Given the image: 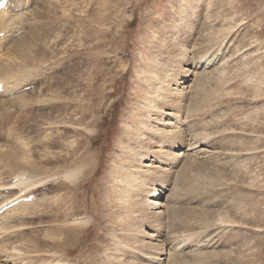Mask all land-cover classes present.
<instances>
[{
    "label": "rangeland",
    "instance_id": "rangeland-1",
    "mask_svg": "<svg viewBox=\"0 0 264 264\" xmlns=\"http://www.w3.org/2000/svg\"><path fill=\"white\" fill-rule=\"evenodd\" d=\"M10 1L0 264H264V0Z\"/></svg>",
    "mask_w": 264,
    "mask_h": 264
},
{
    "label": "bare ground",
    "instance_id": "bare-ground-1",
    "mask_svg": "<svg viewBox=\"0 0 264 264\" xmlns=\"http://www.w3.org/2000/svg\"><path fill=\"white\" fill-rule=\"evenodd\" d=\"M19 10H20V9H19ZM1 15H2V14H1ZM1 15H0V16H1ZM5 15H6V14H5ZM3 16H4V14H3ZM3 16H1V17H3ZM22 18H23V17H22ZM1 20H2V19H1ZM1 25H2V24H1ZM226 25H227V24H226ZM228 26H229V25H228ZM222 30H223L224 32L229 31V27L226 26V27H224V29H222ZM4 31H5V30H4ZM204 44H205V43H204ZM210 44H211V43H210ZM209 46H211V45H209ZM204 47H205V46H204ZM206 49H207V48H206ZM206 49L204 48V50H206ZM201 58H202V57H201ZM14 68H15V67H13V69H14ZM254 69H255V68H254ZM257 69H258V68H256V70H257ZM0 70H1V69H0ZM5 70H6V69H5ZM226 72H227V71H226ZM230 72H231V71H230ZM1 73H2V72H1ZM3 75H4V74H3ZM222 75L225 76V75H228V73L225 74L224 71H222ZM221 77H222V76H221ZM225 77H226V76H225ZM225 77H224V78H225ZM227 77H228V76H227ZM222 78H223V77H222ZM222 78H221V79H222ZM229 78H230V77H229ZM225 79H227V78H225ZM204 85H205V83H204V82H201V84L199 85V87H200V88H203ZM151 103H152V102H150L149 104H151ZM62 123H63V124H66V122H62V121H56V122H55V124H62ZM167 136H168V135H167ZM173 136H174V134H173ZM176 136H177V137H175V139L177 140V142H174V141H172V140H168V139L165 140L164 137L161 138V140H160L159 142H160V143H161V142H163V143H164V142H168V144H169V143H178V142H181V141H182V137L179 136V135H177V134H176ZM58 143H59V141H58ZM164 144H166V143H164ZM178 144H179V143H178ZM156 146H157V145H156ZM174 146H175V145H174ZM149 152H150V151H149ZM172 156L174 157L175 154H173ZM177 156H178V155H177ZM177 156H176V158H177ZM173 157H172V158H173ZM178 157H179V156H178ZM176 158H175V159H176ZM175 159H173V160H175ZM79 172H80V171H79ZM65 178H66V180L69 181L70 183H75V184H76V183H79L81 180L83 181V178H81V176H80L79 174H77V173H75V175H74V173H70L68 176H65ZM20 181H21V180H20ZM22 183H23V182H22ZM16 184H19V183H16ZM20 185H21V182H20ZM3 187H4V186H3ZM12 187L16 188L15 186H12ZM12 187H11V189H12ZM0 189H1V188H0ZM3 190H4V189H3ZM6 190H7V189H6ZM153 195L155 196V195H157V194L154 193ZM26 196H27V195H26ZM10 200H13V199H10ZM58 200H60V202H59L60 204H61L63 201L66 202V201L64 200L63 197H61V199H58ZM5 201H8V199H6V200H4V201H2V202L0 203V208L3 207L4 205H7V204L10 203L9 201H8L7 203H5ZM167 201H168V200H167ZM59 203H58V204H59ZM165 203H166V202H165ZM165 203H163V201H161V200H157V199H155L154 201L150 202V204H152V205H151L152 208H153V207L155 208V206H158L156 209L159 210V212H158L157 214H155V215H156V216H155L156 218H158V217H159V218H163V216L165 215V211H164L165 209L163 210V208L165 207ZM18 205H19V203H18ZM29 206H30V205H29ZM20 208H21V207H20ZM17 209L19 210V208H17ZM22 209H24V208H22ZM8 210H9V209H8ZM8 210H7V211H8ZM18 210H17V211H18ZM55 210H57V209H55ZM161 210H162V211H161ZM7 211H6V212H7ZM12 211H14V210H12ZM20 211H21V210H20ZM6 212H5V213H6ZM7 213H8V212H7ZM7 213H6V214H7ZM3 214H4V213H3ZM3 214H2V215H3ZM6 214H5V215H6ZM15 214H16V213H15ZM23 214H24V213H23ZM2 215H1V216H2ZM69 215H70V214H69ZM179 215H180V213L177 212V213L174 215L173 220H176V219H177V221H178V219H181V215H180V216H179ZM1 216H0V217H1ZM54 216L56 217V220H57V221H59L60 219H62V217H64V219H68V218H69L68 215H65L64 213H62V214H58V215H54ZM4 217H5V216H4ZM67 217H68V218H67ZM70 217H72V215H71ZM73 217H74V216H73ZM1 218H2V217H1ZM174 218H176V219H174ZM217 218H218V217H217ZM220 218H221V217H220ZM228 218H229V220H227ZM228 218H226V219H225V218H222V219L219 220V221H220L221 223H233V224H236V223H237V222H236L235 220H233L232 218H230V217H228ZM1 220H2V219H1ZM220 222H219V223H220ZM81 224L86 225V224H87V221H86V220H85V221H82ZM47 234L50 236V235H52L53 233H52V232H48ZM53 241H56V239H54ZM162 247H164V246H162ZM162 247H161V248H162ZM162 250H165V249L162 248ZM162 250H161V251H162ZM166 251H167V250H166ZM164 252H165V251H164ZM164 252H163V251L161 252V256L164 254ZM170 257H171V256H170ZM175 257H176V256H175ZM176 258H177V257H176ZM157 259H158V258H157ZM173 259H174V257H173ZM178 259H179V258H178ZM119 260H120V259H119ZM160 260H163V259L160 258ZM173 261H174V260H173ZM181 261H182V260H181ZM175 262H176V260H175ZM124 264H125V263H124ZM173 264H174V263H173ZM178 264H179V263H178Z\"/></svg>",
    "mask_w": 264,
    "mask_h": 264
}]
</instances>
